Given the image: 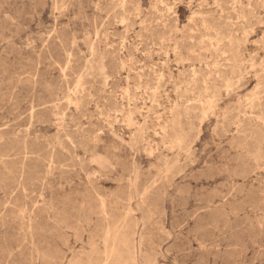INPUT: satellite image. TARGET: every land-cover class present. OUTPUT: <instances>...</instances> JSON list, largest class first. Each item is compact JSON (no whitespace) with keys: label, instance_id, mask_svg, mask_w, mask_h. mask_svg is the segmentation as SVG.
I'll return each instance as SVG.
<instances>
[{"label":"rangeland","instance_id":"obj_1","mask_svg":"<svg viewBox=\"0 0 264 264\" xmlns=\"http://www.w3.org/2000/svg\"><path fill=\"white\" fill-rule=\"evenodd\" d=\"M0 264H264V0H0Z\"/></svg>","mask_w":264,"mask_h":264}]
</instances>
